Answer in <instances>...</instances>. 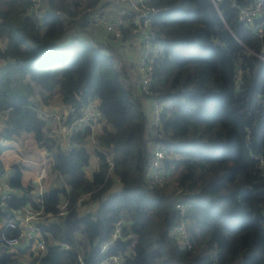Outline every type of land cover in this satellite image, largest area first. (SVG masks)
<instances>
[{"label":"trees","instance_id":"1","mask_svg":"<svg viewBox=\"0 0 264 264\" xmlns=\"http://www.w3.org/2000/svg\"><path fill=\"white\" fill-rule=\"evenodd\" d=\"M42 1L38 20L31 0H0V136L10 142L0 145V176L2 154L27 134L38 160L52 158L50 174L61 184L44 189L38 204L36 187L22 183L27 163H12L0 221L27 203L51 214L52 222L39 223L47 247L33 260L41 264H78L80 255L87 264L113 256L123 264H264V32L259 38L240 22L230 0H146L160 11L147 31L144 92L139 77L120 68L127 43L141 51L132 17L114 38L88 15L95 9L113 20L120 0ZM54 92L75 110L69 120L97 103L102 128L89 174L91 130L77 131L64 151L37 115ZM153 100L163 105L155 130ZM154 144L165 153L161 186L147 181ZM62 200L67 212L59 216ZM90 204L94 210L80 216V205ZM118 222L120 234L109 243ZM180 222L181 238L173 233ZM29 248L0 246V264H21Z\"/></svg>","mask_w":264,"mask_h":264},{"label":"built area","instance_id":"2","mask_svg":"<svg viewBox=\"0 0 264 264\" xmlns=\"http://www.w3.org/2000/svg\"><path fill=\"white\" fill-rule=\"evenodd\" d=\"M124 5L117 10V16L110 20L106 18L101 12L92 9L88 11L90 20L95 26L101 27L104 31L110 33L114 38H120L121 27L126 24L125 18L127 16L132 17V24L137 28L134 31L140 32L142 34L141 38L143 41L140 43L141 51L138 53L137 60L135 61L133 67L135 75L139 77L141 90L146 92L149 87V54L152 50L149 35L147 31L150 25V16L159 12L160 10L150 8L147 6L146 0H120ZM223 0H212L215 6ZM32 4L29 8V12L34 18L40 20L45 10H43L42 0H31ZM230 7L235 9L237 12V19L240 22L246 23L252 26L253 31L257 37H261L264 32V0H252L251 3L246 5H241L236 0H230ZM235 84L238 85V79ZM162 104L153 100L150 105L151 110V128H155L159 123L160 110L162 109ZM45 107L37 108V115L39 118L45 122V130L49 131V124L55 123L59 126L58 134L61 136H56V143L64 151L70 150L72 147V137L74 134L83 130L84 128H89L91 130L90 136L87 138H93L92 130L95 125L99 122V114L97 112L96 101H91L89 104L82 107L81 115L76 116L73 114L72 118L69 120L67 116L74 113L75 110L71 107L65 106L67 109V115H62L59 113L58 108L50 110L49 112L44 110ZM1 129V124H0ZM63 129V130H62ZM155 130V129H153ZM63 137V138H62ZM96 142V141H95ZM9 140L0 136V145L9 144ZM97 144V142H96ZM165 157V153L159 144L153 145L152 156L148 168L147 181L151 185H163L167 183L168 176L166 175L162 160ZM3 158H6L3 157ZM24 163L36 165L37 172L35 174V181L38 186L41 185L43 181L46 180L48 174L51 171V157H44V154L40 160H35L34 158H28L23 160ZM27 164V165H28ZM5 175V174H4ZM4 175L0 176V181L3 182V192L0 194V207H5V201L11 193V189L8 186L7 180L4 181ZM41 194V193H39ZM39 194L35 196L36 203H40ZM88 195L82 196L78 202L86 200ZM68 202L62 200L57 204V210L59 216H64L67 212ZM94 206L90 204L89 206H81L79 209V215L83 216L85 214L91 213L94 210ZM176 208L181 212L184 211V206L180 203L176 204ZM11 216L4 218L0 221V246L14 251L16 248L25 247L29 245L30 248L26 251L23 257L20 258L21 264H41L38 260H33V257L37 254L44 255L46 253L47 244L41 228L39 226L40 222L45 221L48 223L53 221V217L50 213H44L43 209H37L27 203L21 209L13 210L10 212ZM7 230H15L16 234L12 235V232L7 233ZM185 230L184 222H180L174 227L173 233L176 237L181 238ZM120 234V222L116 224L114 229L113 237L109 241L112 243ZM50 245H59L62 249H68L69 245L60 244L57 240H49ZM122 258L120 256H113L110 259L106 258L98 262L97 264H108L112 261L114 264H123ZM78 264H87L84 262L82 256L77 258Z\"/></svg>","mask_w":264,"mask_h":264},{"label":"rangeland","instance_id":"3","mask_svg":"<svg viewBox=\"0 0 264 264\" xmlns=\"http://www.w3.org/2000/svg\"><path fill=\"white\" fill-rule=\"evenodd\" d=\"M87 0H80L81 4H85ZM106 2H108V0H106ZM43 4V1H42ZM45 4V3H44ZM43 4V10H45ZM137 45H139V43H136ZM129 49V50H133V46L129 43H127V46L124 48ZM125 50H123L122 56L120 57V68H122L123 70H125L128 75L130 77H133V75L135 74L134 72V63L137 60L138 57V53H131V51H127L125 53ZM35 94L39 93L37 91V89H34ZM40 97H38V94L35 95L34 100L35 101H39ZM54 108H58L59 113L62 115H67V109L65 108V106L62 104L61 99H60V95L58 92H54L53 94L50 95L49 97V104L47 106H45L44 110L46 111H50V110H54ZM101 128H102V122L99 121L97 123V125H95L93 127L92 130V134H93V138H87L86 139V151L87 154L89 155V159L86 160L85 162V168L87 173L89 174L91 170H94V168H96L97 165V161L94 157L93 154V150L96 148L97 144V136L100 134L101 132ZM58 130H59V126L56 125L55 123H50L49 124V131L52 133L53 132V137L56 138L61 136L58 134ZM63 130V129H62ZM63 138V137H62ZM96 141V142H95ZM12 146L9 149V152L13 153L14 151L18 153V155L22 154L24 156H27V158H34L35 160L38 159L39 157V151L38 149L35 147L33 139L31 137H29L27 134H23L21 136V140L19 142H13L11 143ZM41 152V151H40ZM11 163L16 162V160H11ZM28 164V163H27ZM34 172H37V166L36 165H32V164H28L26 170L23 172V183L26 182L27 176L30 174V176L34 174ZM31 178L29 179V181L27 182V184H31ZM42 188L49 189L52 186H59V184H61V180L60 179H55V177L53 176V174H48V177L46 178L45 181H43L42 183ZM41 191H43V189H41ZM39 194V192L35 191V194Z\"/></svg>","mask_w":264,"mask_h":264},{"label":"crops","instance_id":"4","mask_svg":"<svg viewBox=\"0 0 264 264\" xmlns=\"http://www.w3.org/2000/svg\"><path fill=\"white\" fill-rule=\"evenodd\" d=\"M122 5V4H121ZM125 50V49H124ZM127 51H131V50H129V49H126L125 50V53L127 52ZM134 52V49L131 51V53H133ZM128 53V52H127ZM21 140V139H20ZM17 142H19V141H17ZM42 155V154H41ZM6 156V158H3V157H5ZM24 156V155H23ZM20 157L23 159V160H25V159H28L27 158V156L26 157H22L21 155H18V153L17 152H13V153H11V152H9V149L8 150H6L3 154H2V159H3V162H4V168H5V171H4V177H3V179H4V181L5 180H7L8 179V177L11 175V170H10V165L12 164L10 161L11 160H16V162H19V160H21L20 159ZM27 166V165H26ZM38 168V167H37ZM25 171V170H24ZM23 171V172H24ZM35 174H36V172H34V174H33V176L31 175L30 176V174L27 176V179H26V182L25 183H23V180H22V183H23V185H28L27 184V182L29 181V179L31 178V184L32 185H34L35 187H36V189H35V191H37V192H39V193H41V192H43V191H41V189H43L44 190V188H42V184L40 185V186H38L37 184H36V181H35ZM22 177H23V175H22ZM35 191L32 193V196H37L38 194L36 193L35 194ZM3 192V182H1L0 181V194Z\"/></svg>","mask_w":264,"mask_h":264},{"label":"water","instance_id":"5","mask_svg":"<svg viewBox=\"0 0 264 264\" xmlns=\"http://www.w3.org/2000/svg\"><path fill=\"white\" fill-rule=\"evenodd\" d=\"M34 48L36 49V50H38V51H42V50H40V48L38 47V46H34ZM261 55H262V52H261Z\"/></svg>","mask_w":264,"mask_h":264}]
</instances>
